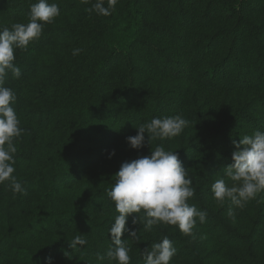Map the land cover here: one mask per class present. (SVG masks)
I'll return each mask as SVG.
<instances>
[{"label":"trees","instance_id":"1","mask_svg":"<svg viewBox=\"0 0 264 264\" xmlns=\"http://www.w3.org/2000/svg\"><path fill=\"white\" fill-rule=\"evenodd\" d=\"M36 2L0 0V28L27 24ZM48 2L68 14L60 51L38 65L41 36L15 52L21 77L4 81L25 130L14 175L27 194L0 185V264H117L106 255L118 215L107 192L123 162L161 144L177 151L196 189L188 203L207 218L189 236L172 225L147 231L132 214L139 239L122 236L131 264H145L142 251L164 236L177 249L171 264H264V192L241 210L211 191L233 140L264 132V0H117L108 16L88 11L96 0ZM178 114L190 121L180 136L151 146L145 133L138 150L127 142L139 125ZM78 234L87 244L72 249Z\"/></svg>","mask_w":264,"mask_h":264},{"label":"clouds","instance_id":"2","mask_svg":"<svg viewBox=\"0 0 264 264\" xmlns=\"http://www.w3.org/2000/svg\"><path fill=\"white\" fill-rule=\"evenodd\" d=\"M117 0H96L88 11L98 15L108 16L114 9ZM59 5L48 0H37L30 5L28 23H15L11 28H0V185H5L14 194L26 195L27 191L14 173L16 172L15 154L16 141L24 134L20 120L13 105L17 96L15 91L4 85L9 73L19 79L22 75L20 67L15 64V52L26 50L29 44L39 39L46 24H51L60 15ZM82 49H73V55H78ZM190 121L182 115L154 117L149 122L139 125L137 135L127 137V142L133 149H141L145 144V133L148 143L164 141L180 136L188 127ZM235 150L232 153V163L223 168L211 185L213 198L223 203L231 201L236 208L243 209L247 203L256 199L264 192V132L254 131L250 135L241 136L239 142L233 140ZM115 155V152H112ZM115 183L107 196L114 202L118 215L109 228L112 247L106 255L117 264H131V248L127 240H122L124 233H129L131 239H139L137 232L128 227V218L137 214L133 225L142 224L144 229L151 231L155 226H178L185 235H193L197 220L206 222L207 212L198 209L188 201L195 196L196 189L188 177V170L183 166L177 151L166 150L157 145L151 149L148 156H140L132 161L122 163L115 174ZM231 181V185L227 183ZM143 213V215H138ZM227 215L234 218L235 212L229 209ZM78 234L68 241L72 249L84 246L87 240ZM177 249L173 242L164 236L159 243L151 245L142 251L145 264H171ZM104 256L98 257L104 260ZM46 264H52V258H47Z\"/></svg>","mask_w":264,"mask_h":264},{"label":"rangeland","instance_id":"3","mask_svg":"<svg viewBox=\"0 0 264 264\" xmlns=\"http://www.w3.org/2000/svg\"><path fill=\"white\" fill-rule=\"evenodd\" d=\"M53 2L61 3L68 0H52ZM76 1V0H70ZM61 14L55 19L51 24H46L42 34V45L39 51L36 53L35 61L38 65L47 64L52 58L53 55L60 51L62 47V40L58 37L57 30L62 26L63 21L68 18L66 12H60ZM43 78V73L41 70L38 71V75H35L29 78L24 86H22V96L28 99H32L33 90L36 86L37 80ZM64 90V89H61Z\"/></svg>","mask_w":264,"mask_h":264}]
</instances>
